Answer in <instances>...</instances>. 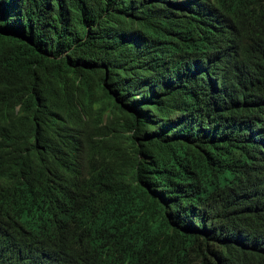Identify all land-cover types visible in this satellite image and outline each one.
Masks as SVG:
<instances>
[{
	"label": "trees",
	"instance_id": "16d2710c",
	"mask_svg": "<svg viewBox=\"0 0 264 264\" xmlns=\"http://www.w3.org/2000/svg\"><path fill=\"white\" fill-rule=\"evenodd\" d=\"M36 2L43 4L41 11L36 13L37 6L33 5L22 22L11 19L0 6V101L17 100L23 142H32L36 135V147L50 148L58 136L46 122L56 116H62L61 120L75 130L80 115L96 130L101 129L103 121L125 132L133 129L134 123L139 125V132L134 130L127 140L133 151L137 141L142 140L140 136L144 139L138 147L143 157L136 162L133 153H123L122 167L129 174V184L124 201L111 212L114 221L133 232L137 251H156L153 254L162 264L165 250L175 264H264V246L260 250L246 249L236 241L240 234L242 242L251 233L263 231L264 236V215L253 209L254 187L264 183V131H246L241 126L224 130L212 118L208 120L209 113L214 112L213 103L202 80L188 73L199 62L211 66L201 58V50L210 43L212 33L198 24L182 22L173 13L182 8H173L164 23L151 22L147 31L150 63L142 64V70L137 64V46L132 52V43L116 44L117 39L110 37L115 19L102 0ZM88 2L95 9L94 27L83 16ZM204 11L205 5L202 15ZM242 35H246L244 30ZM162 40L170 43L155 44ZM117 45L125 46L126 52L116 49ZM183 53L197 54L180 60ZM239 53L223 60L227 67L220 75L226 90L225 103L220 102L234 119L239 118L241 107L257 101L252 91L264 93V87L256 82H264V43L246 37ZM192 91L201 97L199 107L185 104ZM176 98L180 100V113L197 110L202 114L200 121L186 131L179 127L180 122L174 125L167 120ZM149 122L155 124L153 129ZM28 135L29 140L25 138ZM32 152L23 156V181L0 202L20 195L25 182L32 181L39 171L43 157ZM19 163L9 168L12 183ZM194 172H200L199 183L210 185L222 195L227 191L240 195L235 189L238 186L249 191V195L242 196L249 206L239 210L238 220L233 217L238 210H231L235 224L228 233L234 246L218 238L208 242L212 237L179 212L172 194L182 193L180 185L194 184ZM232 199L233 205L239 206L238 198ZM54 213L65 217L58 208Z\"/></svg>",
	"mask_w": 264,
	"mask_h": 264
},
{
	"label": "clouds",
	"instance_id": "9594fccd",
	"mask_svg": "<svg viewBox=\"0 0 264 264\" xmlns=\"http://www.w3.org/2000/svg\"><path fill=\"white\" fill-rule=\"evenodd\" d=\"M102 1L115 19L110 37L117 39L116 44L132 43V52L137 46V64L142 70V64L150 63L147 58L150 45L147 31L151 22L164 23L170 10L182 8V11L173 13L183 19L182 22L200 25L213 37L201 50V58L211 66L199 62L197 67L191 66L188 71L202 80L213 103L214 112H210L207 119L212 118L224 130L225 127L235 130L241 126L246 131H264V93L251 90L257 101L241 107L238 119L229 117L226 105L220 102L225 103L226 100L225 84L220 78L227 67L223 60L240 55L239 49L246 37L249 41L264 43V0ZM33 5L37 6L36 13L43 6L42 3L37 5L36 0H0L1 9L19 22L25 18L24 15L31 14ZM94 11L91 2L85 4L83 16L92 27L95 25ZM142 11L144 13L141 14ZM243 30L245 36L242 35ZM159 43L170 42H155ZM116 49L126 52L123 45H117ZM173 52L170 50V53ZM196 54L188 56L183 53L180 60ZM256 82L264 87V82ZM185 104L192 107L201 105L197 91L188 93ZM170 106L174 108L167 120L174 125L180 122L181 129L186 131L200 121L202 114L197 110L180 113L179 104ZM61 118L56 116L46 122L57 133L58 141L52 142L48 149H39L36 147V135L32 142H23L17 100L0 101V199L23 181V156L33 151L38 158L43 157L32 181L25 182V190L8 202H0V264H148L151 261L162 264L159 257L153 254L156 251L139 253L135 246L138 241H132L133 232L111 217V212L124 201L129 184V174L122 167L123 153H133L136 162L143 157L138 147L144 139L140 136L142 140L137 141L139 143L135 144L133 151H130V141L127 140L134 130L139 132V125L134 123V128L125 132L118 127H108L103 121L101 129L96 130L80 115L78 130H75ZM154 125L149 122L151 129ZM25 138L29 140V135ZM31 146L36 150H32ZM17 161L20 163L12 183L8 177L9 168ZM191 178L194 184L180 185L179 192L182 193L172 194L177 199L179 212L212 237L208 242L213 243V238H218L230 245L233 238L228 231L233 230L232 225L235 224L231 219V210H238L233 216L238 220L241 216L239 210L249 206V201L242 197L243 194L249 195V191L238 186L235 189L240 195L230 191L222 195L210 185L199 183L200 172H194ZM254 191L253 209L263 216L264 183L256 185ZM234 197L239 200L237 207L233 205ZM55 208L65 217L54 213ZM232 233L237 235L235 231ZM236 239L246 249L260 250L264 246L263 231L251 233L249 239L243 242L241 234ZM169 255L165 250V264H175Z\"/></svg>",
	"mask_w": 264,
	"mask_h": 264
},
{
	"label": "rangeland",
	"instance_id": "374dc122",
	"mask_svg": "<svg viewBox=\"0 0 264 264\" xmlns=\"http://www.w3.org/2000/svg\"><path fill=\"white\" fill-rule=\"evenodd\" d=\"M179 102H180V100L176 98L175 105L177 106L179 104ZM173 106H174V104H173ZM172 108H174V107H172Z\"/></svg>",
	"mask_w": 264,
	"mask_h": 264
}]
</instances>
